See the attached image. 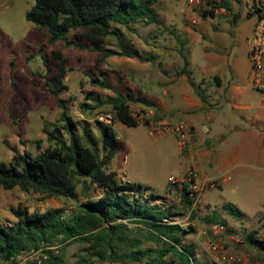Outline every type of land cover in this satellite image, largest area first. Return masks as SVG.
<instances>
[{
  "label": "rangeland",
  "instance_id": "1",
  "mask_svg": "<svg viewBox=\"0 0 264 264\" xmlns=\"http://www.w3.org/2000/svg\"><path fill=\"white\" fill-rule=\"evenodd\" d=\"M32 5L33 0H0V163L8 164L15 152L37 156L48 145L43 131H51L58 127L59 109L55 98L49 94L45 86L44 81L48 77V72L43 66L42 59L48 57L51 50H59L66 60L67 72L63 79L66 89L59 92L58 97L65 100L68 116L78 123L77 132L80 133L79 126L85 123L94 147L101 154L98 123L111 125L113 132L120 139L121 146L112 157L107 171L122 175L123 170L126 175L134 176L141 182L154 184L156 188L154 190L160 194L158 197H161L155 198L154 203L163 204L173 214L176 213L174 221L181 225L191 220L195 222L196 232L189 235L185 243L193 248L197 262L215 264L205 248L206 239L200 238L197 234L198 230L203 229L199 224L204 225L201 219L204 216H199L198 212L202 191L197 201H191L187 208L182 200V191L178 187H169L167 183V191L162 193L157 189L168 175L177 176L169 167L171 157L173 154L176 155V147L168 134L161 137L148 134L145 123L155 122L158 118L169 120L157 116L152 96L156 95L155 90H160V80L177 76L178 63L182 62L178 52L180 46L185 58L199 61L201 48L204 42L209 40L204 36V32L212 30L211 32H218L220 36L227 34L228 30L225 29L233 27L240 17L250 18L247 4H242L240 0H228V9L219 8V13L212 18L208 16L201 18L200 11L203 5L192 6L186 0H154L153 8L161 21L160 25L136 23L130 25L131 30L116 25L130 52H135L141 57L151 56L153 60L148 62L137 58L111 56L99 67L94 65L97 54L88 49L64 47L61 41L48 43L46 31L37 30L32 23L24 19V13ZM180 13L188 15L187 18H183L184 25L198 32L203 41L193 43L190 50L184 46L186 44L184 34L172 26V22ZM199 24L203 29H198ZM71 36V33L67 34L68 38ZM103 44L107 48L118 50L116 42L110 37H105ZM41 46L43 48L40 49ZM47 66L51 69L49 61ZM99 71L106 72L108 82L120 93L128 91L135 101L141 99L148 103L140 101L129 103L131 113L139 117V125L129 128L116 121L110 105L106 103L113 95L112 92L89 85L90 77L96 76ZM191 73L195 78L197 70L193 69ZM88 92H92L102 104L96 105L90 100H85ZM82 103H86L89 108L82 110ZM161 143L164 148L157 145ZM254 186L255 183L247 178L233 177L226 185L221 186V189L215 186L208 191L214 205L215 216L218 207L230 204L240 212V216L235 217L226 211L231 225L241 231L243 228L246 229L257 213L264 215V183L257 184V189ZM76 191L77 202H84L85 198L80 194L79 186ZM99 193L100 190L94 186L89 192L93 198ZM74 205L75 202L70 199L46 198L39 193L22 192L16 187L9 190L0 187V224L4 226L13 224L16 219L12 211L18 206L29 212H42L48 208L59 207L67 213ZM187 226L190 224L182 225L183 228ZM239 236L238 238L241 237ZM140 240L141 248H155L154 244L142 238ZM209 242L212 243L214 240L210 239ZM52 246L56 247V254L62 251V264H74L86 258L83 244L69 242L54 243ZM92 264L149 263L147 258H144L140 262L94 261Z\"/></svg>",
  "mask_w": 264,
  "mask_h": 264
},
{
  "label": "trees",
  "instance_id": "2",
  "mask_svg": "<svg viewBox=\"0 0 264 264\" xmlns=\"http://www.w3.org/2000/svg\"><path fill=\"white\" fill-rule=\"evenodd\" d=\"M153 4L154 0H33L24 19L37 30L44 29L48 43L61 41L64 47L96 53V67L111 56L151 62V56L141 57L129 51L116 25L128 30L136 23L160 25ZM217 6L228 9V0L207 1L200 17L212 18L213 8ZM68 33L72 34L71 38L67 37ZM105 37L112 38L118 50L105 47ZM182 50L180 46V73H184L187 66ZM47 61L51 63V69ZM42 62L48 72L45 86L59 109L58 127L43 131L48 145L37 156L15 152L8 164L0 163V187L4 190L16 187L22 192L31 191L46 198L70 199L75 205L67 213L59 207L42 212L16 207L12 211L16 221L10 226L0 224V261L23 249L36 247L40 242L47 245L77 242L85 245L86 258L74 264L140 262L144 258L149 264H200L184 241L194 232L192 227L172 224L173 212L163 204L154 203L158 196L153 195L148 187L120 183L113 172H106L120 147L111 125L98 123L101 154L94 147L85 123L79 126L80 133L77 132L78 123L68 116L65 100L58 97V93L66 89L63 83L66 60L61 52L51 50ZM89 85L112 92L106 103L116 121L129 128L138 125L129 103H148L141 99L135 101L128 91L120 93L113 88L105 71L90 77ZM85 100L102 104L92 92L86 94ZM87 108L86 103H82L81 109ZM78 186L84 202H77ZM93 186L100 190L94 198L89 194ZM181 191L183 203L189 208L191 199L184 188ZM223 209L235 217L240 216V212L229 204L223 205ZM140 238L154 244L155 248H141ZM248 238L257 247L263 244L251 235ZM48 254L46 264H62V251Z\"/></svg>",
  "mask_w": 264,
  "mask_h": 264
},
{
  "label": "crops",
  "instance_id": "3",
  "mask_svg": "<svg viewBox=\"0 0 264 264\" xmlns=\"http://www.w3.org/2000/svg\"><path fill=\"white\" fill-rule=\"evenodd\" d=\"M240 1L250 8L252 0ZM251 14L250 18L240 17L233 27L225 29L228 30L225 35L220 36L218 32H211L212 30L204 32V36L209 40L203 43L200 60L190 61V58H186L184 73H180L182 62L179 61L177 76L160 80V90H155L156 95L152 96L157 116L168 118V122L183 121L192 127L191 158L183 160L175 145L176 155L173 154L169 161V167L175 171L176 178L183 176L186 169L193 166L201 185L217 178L220 181H214L217 188L221 189V186L226 185L233 177L247 178L255 183L256 189L257 184L264 183V92L254 90L247 79L248 38L254 23ZM178 15L180 17L174 19L172 26L184 34V46L190 50L193 43L203 42L201 35L184 25L183 18L188 15ZM200 28L203 29L201 24L198 29ZM193 69L197 70L195 78L191 76ZM158 119L156 121L163 120ZM166 134L174 141L172 135ZM118 141L120 142V139ZM157 145L164 148L162 143ZM106 172L113 171H107L106 167ZM113 173L116 181L122 179L124 183L146 186L153 195H160L154 190V184L141 182L134 176L126 175L123 170L122 175ZM169 177L173 176L168 175L157 188L162 193L168 190ZM212 189L205 186L198 206L199 216H204L201 218L204 225L199 224L203 229L198 230L197 234L206 239V250V245L211 239L214 242L210 244H217L226 253H234L243 261L260 257V248L249 242L248 236L251 235L259 241L264 240V215L257 213L252 218L253 223L241 231L231 225L229 215L223 209L225 204L217 208L215 216L213 202L208 196V191ZM174 216L176 217V213L173 214L172 224H178L180 227L190 224L194 230L192 234L196 232L193 220L181 225L174 221ZM213 224L223 225L225 233L211 236L208 228ZM237 235L241 237L238 238ZM207 252L214 261L213 255L208 250ZM192 253L194 254L193 248Z\"/></svg>",
  "mask_w": 264,
  "mask_h": 264
},
{
  "label": "built area",
  "instance_id": "4",
  "mask_svg": "<svg viewBox=\"0 0 264 264\" xmlns=\"http://www.w3.org/2000/svg\"><path fill=\"white\" fill-rule=\"evenodd\" d=\"M192 6L205 7L207 1L220 0H186ZM220 7L213 8L214 15L218 14ZM250 13L254 17V23L248 38L247 59L249 69L247 79L251 87L260 92H264V0H252L250 5ZM136 116V115H135ZM139 121V117L136 116ZM145 127L150 135H161L169 133L173 136L177 150L183 160L191 158L192 154V127L183 121L168 122L149 121L145 123ZM120 183H124L119 179ZM168 186H175L179 189L184 188L186 195L191 201H197L199 193L207 188H214L217 184L215 181H209L206 185L200 184L197 178L196 169L188 167L183 176L169 177L167 179ZM192 203V202H191ZM211 236L225 233V228L221 224H213L208 228ZM260 248L262 255L253 259L241 260L234 253H226L220 249L217 244L207 243V250L213 255L216 264H264V240ZM56 247L40 242L36 247H29L19 251L17 254L0 261V264H46L49 254H56Z\"/></svg>",
  "mask_w": 264,
  "mask_h": 264
}]
</instances>
